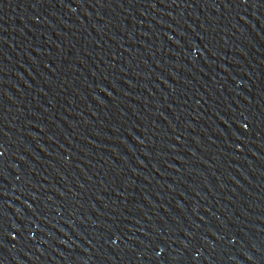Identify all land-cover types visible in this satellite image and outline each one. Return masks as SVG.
<instances>
[{"label": "water", "instance_id": "95a60500", "mask_svg": "<svg viewBox=\"0 0 264 264\" xmlns=\"http://www.w3.org/2000/svg\"><path fill=\"white\" fill-rule=\"evenodd\" d=\"M0 264H264V0H0Z\"/></svg>", "mask_w": 264, "mask_h": 264}]
</instances>
